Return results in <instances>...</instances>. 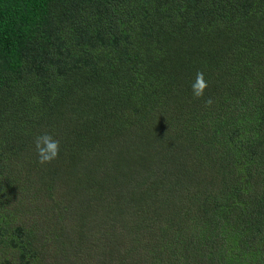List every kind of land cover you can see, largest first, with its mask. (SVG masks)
Here are the masks:
<instances>
[{
    "label": "trees",
    "instance_id": "trees-1",
    "mask_svg": "<svg viewBox=\"0 0 264 264\" xmlns=\"http://www.w3.org/2000/svg\"><path fill=\"white\" fill-rule=\"evenodd\" d=\"M0 264H264V0H0Z\"/></svg>",
    "mask_w": 264,
    "mask_h": 264
},
{
    "label": "clouds",
    "instance_id": "clouds-1",
    "mask_svg": "<svg viewBox=\"0 0 264 264\" xmlns=\"http://www.w3.org/2000/svg\"><path fill=\"white\" fill-rule=\"evenodd\" d=\"M208 86L209 85L205 79L204 73L202 71H198L196 73V78L191 85L193 96L198 99L203 98ZM205 103L211 104V98L206 100ZM35 147L38 160L41 164L51 163L59 157L60 142L49 133L37 136L35 139Z\"/></svg>",
    "mask_w": 264,
    "mask_h": 264
}]
</instances>
